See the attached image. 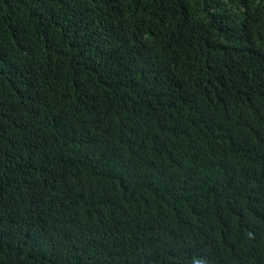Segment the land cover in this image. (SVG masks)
<instances>
[{
  "label": "trees",
  "instance_id": "obj_1",
  "mask_svg": "<svg viewBox=\"0 0 264 264\" xmlns=\"http://www.w3.org/2000/svg\"><path fill=\"white\" fill-rule=\"evenodd\" d=\"M0 264H264V0H0Z\"/></svg>",
  "mask_w": 264,
  "mask_h": 264
}]
</instances>
